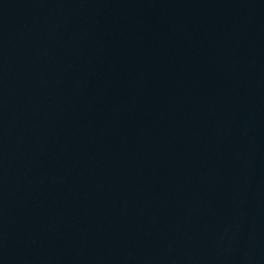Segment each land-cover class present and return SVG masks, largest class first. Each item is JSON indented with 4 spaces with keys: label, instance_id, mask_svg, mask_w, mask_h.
I'll return each mask as SVG.
<instances>
[{
    "label": "water",
    "instance_id": "water-1",
    "mask_svg": "<svg viewBox=\"0 0 264 264\" xmlns=\"http://www.w3.org/2000/svg\"><path fill=\"white\" fill-rule=\"evenodd\" d=\"M0 264H264V0H0Z\"/></svg>",
    "mask_w": 264,
    "mask_h": 264
}]
</instances>
